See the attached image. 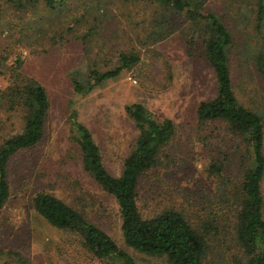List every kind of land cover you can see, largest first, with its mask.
<instances>
[{
  "label": "rangeland",
  "instance_id": "1",
  "mask_svg": "<svg viewBox=\"0 0 264 264\" xmlns=\"http://www.w3.org/2000/svg\"><path fill=\"white\" fill-rule=\"evenodd\" d=\"M3 1L0 0L1 10L5 9ZM204 1L205 8L218 17L231 35L228 65L237 101L264 116V79L256 64L257 57L264 55V33L257 30L258 0ZM65 3L68 9L61 16L79 19L74 33L65 34V27L49 32L44 24L43 33L37 34L39 38L35 31L30 33L32 41L35 37L40 44L32 48L33 53L27 44L23 46V40L18 48V43H14L18 36L12 38L11 32L1 33L0 27V54L6 56L4 67L19 57L23 62L22 73L45 89L50 104L41 142L19 152L8 166L10 195L0 212V264H109L88 254L75 235L51 227L35 213L31 199L38 192L49 193L80 211L135 264H167L165 257L139 253L124 243L118 205L83 170L78 145L72 139L71 120L75 119L91 133L105 169L113 176L120 175L137 136L126 115V106L141 104L155 119H169L175 124L176 135L166 152L172 163L165 170H157L158 173H148L138 189V209L144 218L176 205L190 222L198 224L206 217L205 212L210 213L215 206V180L206 172L209 163L217 159L225 161L227 181L235 183L242 176L247 158L245 147L224 125L197 122L196 108L200 102L215 97L216 80L202 52L188 51L185 20L172 18L168 38L151 44L148 35L154 26L156 5L150 1L65 0ZM39 13L45 19L48 17L47 11L41 9ZM14 15L9 10L3 11L0 26L10 24L21 30L24 25ZM27 19H32L31 15ZM89 27L95 29L83 43L77 37ZM54 33L63 34L67 40L49 45L46 38ZM121 53H135L139 63L132 70H124L100 83L87 95L74 93L69 73L83 72L93 64L101 70L114 68ZM7 76H0V91ZM7 107L0 96V145L19 133L21 127L18 112ZM261 194L264 202V176ZM232 204L235 206L231 199L227 208L231 209ZM222 212L218 222L227 238L223 246L210 251L209 264H243L240 252L230 241L234 233L233 212L224 215Z\"/></svg>",
  "mask_w": 264,
  "mask_h": 264
},
{
  "label": "trees",
  "instance_id": "2",
  "mask_svg": "<svg viewBox=\"0 0 264 264\" xmlns=\"http://www.w3.org/2000/svg\"><path fill=\"white\" fill-rule=\"evenodd\" d=\"M150 1L156 5V17L148 35L151 44L168 38L173 28L172 18H182L188 23L186 46L190 53L202 52L213 70L216 80L214 98L202 101L196 108L199 125L216 123L224 125L227 132L241 140L247 158L242 165V176L235 183L227 181L225 161L217 159L209 163L207 176L213 178L215 206L199 223H192L176 205L164 208L149 218H144L138 209V189L148 173L165 170L172 163L166 153L175 135L176 126L169 119L157 120L141 104L125 107L129 120L137 131L129 155L124 159L119 176L111 175L104 167L100 149L91 133L72 119L73 141L78 145L83 170L100 189L113 197L121 215V233L124 243L134 251L148 255L165 257L167 264H209L210 251L223 246L227 238L224 229L219 227L220 212H233L234 226L230 237L234 247L241 254L243 264H264V219L261 182L264 176V116L244 108L237 101L228 65V51L231 35L215 14L205 8L204 0H135ZM3 11L13 12L14 18L23 23L22 29L15 30L8 24L1 25L3 32L17 35L14 43L20 48L23 40L29 52L36 47L38 40L32 41L31 32L57 30L74 33L79 19L62 17L65 0H4ZM258 0L257 30L264 33V3ZM47 11L48 17L39 11ZM68 9V8H67ZM32 19H27V15ZM29 20V21H28ZM159 27V31L154 29ZM14 29V30H13ZM95 27H89L78 40L85 43ZM171 29V30H170ZM73 36V35H72ZM39 38V37H37ZM67 38L54 33L46 40L51 46ZM76 39V37H73ZM21 42V43H19ZM7 46V50H8ZM5 53L0 54V76H7L6 85L0 96L9 110H16L21 119L19 133L5 139L0 145V212L10 195L8 166L19 152L34 148L43 138L45 123L50 109L45 89L33 78L22 73V60L17 57L9 67H4ZM139 63L135 53H121L114 68L101 70L95 64L83 72L69 73L74 93L80 96L89 94L96 86L113 79L124 70H132ZM257 69L264 79V55L257 57ZM158 173V172H157ZM233 200L231 209L227 207ZM35 213L51 227L75 235L84 250L97 260L109 264H135L133 259L121 250L112 238L91 223L80 212L57 197L38 192L31 199ZM226 209V210H225ZM228 209V210H227ZM223 231V238L222 237ZM221 238V239H220ZM211 245H214L213 248ZM211 247V249H210Z\"/></svg>",
  "mask_w": 264,
  "mask_h": 264
}]
</instances>
